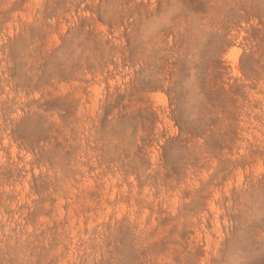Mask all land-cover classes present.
<instances>
[{
    "label": "rangeland",
    "instance_id": "rangeland-1",
    "mask_svg": "<svg viewBox=\"0 0 264 264\" xmlns=\"http://www.w3.org/2000/svg\"><path fill=\"white\" fill-rule=\"evenodd\" d=\"M0 264H264V0H0Z\"/></svg>",
    "mask_w": 264,
    "mask_h": 264
}]
</instances>
